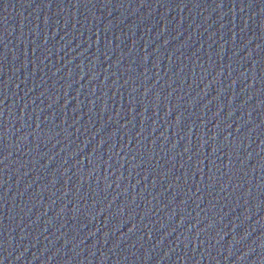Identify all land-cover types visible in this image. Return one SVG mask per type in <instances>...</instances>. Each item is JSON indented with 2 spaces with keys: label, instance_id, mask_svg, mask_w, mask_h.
<instances>
[{
  "label": "water",
  "instance_id": "water-1",
  "mask_svg": "<svg viewBox=\"0 0 264 264\" xmlns=\"http://www.w3.org/2000/svg\"><path fill=\"white\" fill-rule=\"evenodd\" d=\"M0 264H264V0H0Z\"/></svg>",
  "mask_w": 264,
  "mask_h": 264
}]
</instances>
